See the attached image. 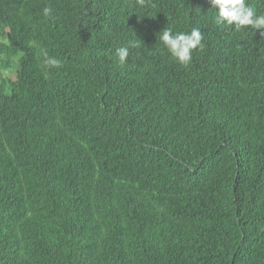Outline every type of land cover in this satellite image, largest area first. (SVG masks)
<instances>
[{
    "label": "trees",
    "instance_id": "trees-1",
    "mask_svg": "<svg viewBox=\"0 0 264 264\" xmlns=\"http://www.w3.org/2000/svg\"><path fill=\"white\" fill-rule=\"evenodd\" d=\"M215 14L0 0V264H264V29ZM165 27L201 30L187 65Z\"/></svg>",
    "mask_w": 264,
    "mask_h": 264
},
{
    "label": "clouds",
    "instance_id": "clouds-1",
    "mask_svg": "<svg viewBox=\"0 0 264 264\" xmlns=\"http://www.w3.org/2000/svg\"><path fill=\"white\" fill-rule=\"evenodd\" d=\"M143 3V0H139ZM211 8L216 10L215 23L233 25L237 31L244 26H251L254 29H264V14L257 15L254 7L246 4L245 0H208ZM46 18L52 17V8L45 6L42 9ZM160 41L167 48L171 56L181 65H187L192 60V51L201 45L202 34L199 28H193L189 33H173L170 27L160 31ZM138 43L130 40L127 46L115 50V55L121 64L126 62L129 56V49L138 47ZM46 67H59L60 61L49 56L46 50L41 51Z\"/></svg>",
    "mask_w": 264,
    "mask_h": 264
},
{
    "label": "rangeland",
    "instance_id": "rangeland-1",
    "mask_svg": "<svg viewBox=\"0 0 264 264\" xmlns=\"http://www.w3.org/2000/svg\"><path fill=\"white\" fill-rule=\"evenodd\" d=\"M17 68H18V64H17V62L15 61L14 63H13V69L14 70H17ZM14 75V71L13 70H9V71H4V70H2L1 69V67H0V76L2 77V78H5V77H7V76H13Z\"/></svg>",
    "mask_w": 264,
    "mask_h": 264
}]
</instances>
